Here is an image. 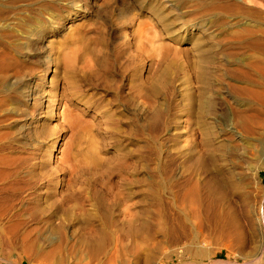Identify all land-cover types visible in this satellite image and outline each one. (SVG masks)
<instances>
[{"label":"rangeland","instance_id":"1","mask_svg":"<svg viewBox=\"0 0 264 264\" xmlns=\"http://www.w3.org/2000/svg\"><path fill=\"white\" fill-rule=\"evenodd\" d=\"M61 3L54 4L60 26H53L47 13L40 16L37 38L45 35L42 53L32 51L29 64L3 71L11 77L30 78L36 86H46L47 92L57 85L56 103L68 104L67 113L73 118L63 119L64 105L59 111L53 103L48 105L51 111L43 122L47 120L45 125L60 143V153L53 154L48 133L42 136L39 150L27 146L14 126L21 111L15 115L0 110V145L7 146L0 150V178L8 181L4 182L8 191L0 194V264H209L207 259L187 257L184 252L192 227L201 242L212 241V251L220 253L221 259L231 254L230 262L264 264V169L253 176L231 158L235 176L227 172L217 175L221 161L201 155L206 148L201 146L198 119L187 112L194 91L186 98L182 82V65L190 76L191 59L183 57L179 62L174 95L165 103L168 111L153 112L143 93L139 98L134 94L135 87L148 85L147 78L160 68L148 58L140 61V23L149 17L140 12V0H77V9ZM123 7H129L125 17L119 14ZM223 20L234 22L232 17ZM222 21L209 20L210 30L217 36L224 33ZM204 36H208L205 31L196 29L187 42L177 39L174 44L182 51L190 50L189 42L196 44L193 42ZM68 38L85 49L83 52L78 44L73 66L64 70L56 63L58 48ZM49 53L52 69L47 73L49 63L44 58ZM238 54L237 58H242L243 50ZM87 58L93 74L82 80L80 75L89 74L84 64ZM225 68L228 75L219 74L228 92V85H239L233 80L239 78L233 73L235 65L226 64ZM66 75L76 85L69 100L67 86L62 84ZM225 89L218 91L217 107L227 108L232 103ZM26 101L19 108L31 111ZM152 104L164 107L162 95ZM37 118L34 122L40 130L45 125ZM223 119L219 114L205 118L207 128L213 131L215 159H219L222 128L232 137L251 138L264 125L262 121L243 130L236 123L238 118L228 116L226 125H222ZM88 155L94 164L86 161ZM6 174L10 177L5 178ZM224 178H232L233 186L221 207L212 204L220 192L214 182ZM194 182L202 185L204 205L192 215L196 205L191 208L183 194L187 184ZM10 184L22 187V195L12 192ZM186 210L192 212L190 227L180 218ZM223 211L236 222L228 228L229 241L220 236L224 228L219 214ZM101 216L110 221V231L124 230L120 244L90 240L100 228ZM123 217L135 222L121 227ZM10 253L13 256L7 259Z\"/></svg>","mask_w":264,"mask_h":264},{"label":"bare ground","instance_id":"2","mask_svg":"<svg viewBox=\"0 0 264 264\" xmlns=\"http://www.w3.org/2000/svg\"><path fill=\"white\" fill-rule=\"evenodd\" d=\"M63 1L65 8L77 9V0H0V96L3 97L0 101V110H5L7 113L10 111L15 115L21 111L19 120L14 126L20 136L28 142L27 146L39 150L42 136L48 133V137L52 138L48 146L53 150V154L60 153V143L58 138H53V132L45 125L47 120L43 122V118L48 117V111H51L48 105L53 103L56 111H59L60 106L64 105L61 111L63 119L71 120L73 118L71 114L67 113L68 104L62 101L56 103L58 86H52L47 92L46 86H36L30 78L20 74L11 77L3 71L12 66L19 68L29 64L31 58L29 55L32 51L33 54L34 51L42 53L44 47L42 42L45 40V35L42 34L37 38V29L42 23L40 16L47 13L51 17L50 23L54 22L53 26H60V19H55L57 13L54 4H62ZM259 1L140 0V12L149 15L147 20L140 23V61L143 57L148 58L151 62H155L156 68L158 65L160 68L147 78L145 82H148V85L141 87L137 85L134 94L139 98L140 93H143L146 105H151L153 112L158 114L167 112L168 107L165 106V103L174 95L173 83L179 70V62L183 60V57L191 59L190 76L187 75V70L182 65L184 96L188 98L192 90L194 91L193 97L189 99L187 112L191 117L198 119V131L202 137L201 146L204 145L206 148L201 155H210L212 161H221L220 171L219 169L215 170L217 175L219 172L222 175L227 172L230 177L235 176L230 162L231 158H235L238 163L243 164L253 176L264 169V125H260L256 135L251 138L232 137L227 133L226 128H222L219 132L221 137L218 147L219 159H215L214 153L217 148L213 143V131L210 127L207 128L208 123L205 122L207 116L219 114L224 118L221 121L222 125H226L228 116H234L238 118L236 123L240 127L242 125L243 130H249L252 129V124L259 125L264 121V0ZM119 14L121 17H125L129 14V7L121 8ZM229 17H232L234 22L228 23L223 20ZM210 19H215L218 22L223 20V35L217 36L210 30ZM219 27L221 28V24ZM56 29L57 27H52V30ZM196 29L205 31L208 36L193 42L196 44L192 45L191 40L189 42L190 50L182 51L177 47L178 44H174L177 39H180L182 43L187 42L189 34ZM47 33L50 34V31ZM34 38L37 39L34 40ZM78 44L81 43L72 38L63 42L58 48V63L56 64L62 66L64 70H70L76 58L75 47ZM81 46L84 52L85 47L82 44ZM240 50H243V56L237 58ZM44 60L49 63L46 68L48 73L52 69L50 53L45 56ZM87 60L89 59L87 58ZM41 62L44 63V61ZM84 64L89 70V74H82L80 78L87 80L90 74H93V70L90 60L84 61ZM226 64L228 66L235 65L233 73L239 78V80L233 79L239 85H228V92L222 85V75L219 74L221 71L228 75ZM95 72L98 73L96 70ZM134 76L137 77V74ZM62 84L67 86V100H69L71 91H73V95L76 91V85L73 79L67 75L63 78ZM193 84H196V87ZM222 89H225L232 101L227 108L217 107L218 98H220L218 91ZM159 94L162 95L164 107L152 104ZM46 96L53 100L43 101ZM36 97L38 98L36 99ZM39 98L40 101H38ZM25 99H27L26 105L32 107L31 111L19 108V104L21 105ZM222 104L223 102L220 103V105ZM56 105L59 107L57 108ZM36 116L45 125L40 130H38L37 121L34 122ZM136 125L139 126L138 120ZM30 133H32L31 136ZM203 136H205L204 140ZM6 148V144L0 145V150ZM92 158L91 155H88L86 161L89 164H94ZM3 168H5L4 165ZM9 177L10 175H5V178ZM231 180L233 179L224 178L214 182L220 192L212 202L213 205L217 204L223 207L228 201L229 191L233 186ZM4 182L8 181L0 178V194L8 191ZM175 186L179 188L180 184L175 182ZM9 189H12L14 193L20 192V195L24 190L22 187L15 188L13 184L9 185ZM201 189L202 185L199 182L188 183L183 194V199H187L191 208L196 205L193 214L186 210V215L180 216L187 227L191 226V214L194 215L201 211L204 205ZM123 219L125 218L119 220L121 227L123 224L135 222V219L129 222ZM219 220L223 223L224 228L220 236L229 241L231 235L228 228L236 226V222L233 218H229L228 212L224 211L219 214ZM109 222L101 216L100 228L94 230V235L90 240L120 244L126 234L122 228L117 232L110 231ZM251 234H253L252 231ZM188 240L189 243L184 248L187 257L207 259L209 264L238 263L237 259L230 262L231 254H228L225 259H221L220 253L212 251V241L201 242L198 232L193 227L189 229ZM117 254L118 251L115 252V256ZM12 256L10 253L7 259ZM150 262L151 259H149Z\"/></svg>","mask_w":264,"mask_h":264}]
</instances>
